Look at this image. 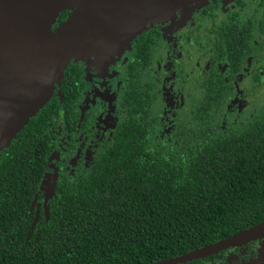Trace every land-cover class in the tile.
I'll list each match as a JSON object with an SVG mask.
<instances>
[{"label": "trees", "instance_id": "trees-1", "mask_svg": "<svg viewBox=\"0 0 264 264\" xmlns=\"http://www.w3.org/2000/svg\"><path fill=\"white\" fill-rule=\"evenodd\" d=\"M59 101L0 155V264H152L264 221V115L176 148L151 143L138 121L88 173L56 183L47 215L34 197Z\"/></svg>", "mask_w": 264, "mask_h": 264}, {"label": "flooded vegetation", "instance_id": "flooded-vegetation-1", "mask_svg": "<svg viewBox=\"0 0 264 264\" xmlns=\"http://www.w3.org/2000/svg\"><path fill=\"white\" fill-rule=\"evenodd\" d=\"M58 91L45 171L57 182L88 173L138 121L163 148L190 143L211 124L225 131L257 125L264 115V0H209L178 11L105 61L72 59L61 98ZM41 187L37 208L48 197ZM197 264H264V247L253 240Z\"/></svg>", "mask_w": 264, "mask_h": 264}, {"label": "water", "instance_id": "water-1", "mask_svg": "<svg viewBox=\"0 0 264 264\" xmlns=\"http://www.w3.org/2000/svg\"><path fill=\"white\" fill-rule=\"evenodd\" d=\"M208 0H0V155L55 94L72 59L112 54L186 4ZM69 17L54 26L61 13ZM108 53V54H107ZM47 179L44 175L41 182ZM54 176L49 195L53 197ZM37 217L34 219L36 221ZM264 238V221L222 240L152 264H177Z\"/></svg>", "mask_w": 264, "mask_h": 264}, {"label": "rangeland", "instance_id": "rangeland-1", "mask_svg": "<svg viewBox=\"0 0 264 264\" xmlns=\"http://www.w3.org/2000/svg\"><path fill=\"white\" fill-rule=\"evenodd\" d=\"M209 1V0H208ZM207 1V2H208ZM202 6V5H201ZM201 6H195V4L194 3H188V4H186V6L183 8V9H176V10H174L170 15H166L165 17H164V19L163 20H169V19H173V17L177 14V12L178 11H182V12H192L193 10H195V9H198L199 7H201ZM125 47H123V48H117V47H115V48H113L112 49V51L110 52V53H112V54H110V55H108V56H106V58H103L102 59V55H101V53H100V56L99 55H94V56H92V57H90L89 59H82V60H87L88 62H91V61H94V62H98V61H105L106 59H108V58H110V57H113L115 54H118V53H120L123 49H124ZM108 54V53H107ZM81 59V58H80ZM76 60H78V59H76ZM60 87H59V85L57 84L56 85V89H55V91L57 90L58 91V89H59ZM169 105V104H168ZM46 174H47V179L45 180V182L43 183V191H47L48 192V195L50 194L49 193V191H48V188L51 186V183L53 182V178H54V176H56V178L58 177L57 175H54L53 174V172H46ZM258 240H260L261 242H262V246L264 247V238L263 239H258Z\"/></svg>", "mask_w": 264, "mask_h": 264}]
</instances>
